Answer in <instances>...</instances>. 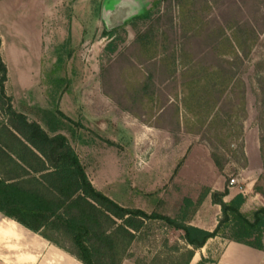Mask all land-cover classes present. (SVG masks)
I'll use <instances>...</instances> for the list:
<instances>
[{
  "label": "rangeland",
  "instance_id": "374dc122",
  "mask_svg": "<svg viewBox=\"0 0 264 264\" xmlns=\"http://www.w3.org/2000/svg\"><path fill=\"white\" fill-rule=\"evenodd\" d=\"M69 1L55 6L53 11L38 10L35 20L26 18L24 23L0 26L3 58L9 70L7 90L17 110L44 129H59L73 141L79 139L84 165L99 190L124 206L175 217L185 198L196 202L205 188H211L210 184L226 189L231 178L239 174L245 179L247 174L256 175L248 163L244 166L243 159L233 157L237 146L241 142L245 145L244 137L234 143L232 151L226 150L232 159L220 172L201 136L176 130L173 99L179 91V80L164 74L156 61L141 59L135 44L138 32L146 28L147 22H128L116 33L104 35L101 11L105 0ZM207 1L212 10L205 14L211 26L236 19L250 22L259 31V42L242 67L248 102L244 131L254 145L260 134L255 65L264 60V0ZM165 7L163 4L160 14ZM171 17L173 24L164 28L171 40L181 46L187 40L183 38L179 8L174 3L166 18ZM189 45L197 56L205 51L200 39ZM150 75L159 98L153 115L147 107H131L128 100L132 86L144 83ZM59 111L72 121L61 117ZM144 120H151L152 128ZM249 181L242 182L246 193ZM257 189L264 193L263 175ZM182 242L181 231L150 222L135 243L132 258L123 264L166 261ZM213 244L211 241L209 246ZM221 250L220 245L214 250L213 262ZM199 261L200 251L191 264ZM0 264L82 263L4 220L0 213Z\"/></svg>",
  "mask_w": 264,
  "mask_h": 264
},
{
  "label": "trees",
  "instance_id": "16d2710c",
  "mask_svg": "<svg viewBox=\"0 0 264 264\" xmlns=\"http://www.w3.org/2000/svg\"><path fill=\"white\" fill-rule=\"evenodd\" d=\"M173 3L179 8L183 38L187 40L181 46L171 40L164 28L173 24L172 17L166 18ZM163 4L166 7L160 14ZM211 10L207 0H155L150 10L130 22H147L135 41L139 57L156 61L164 74L179 80L172 116L176 130L201 136L209 145L216 167L223 172L232 159L226 150L232 151L234 143L244 137L248 102L242 67L245 59H250L260 35L248 21L232 19L211 26L206 19ZM118 30L104 29L103 34L112 35ZM196 39L205 47L199 56L189 49V43ZM1 47L0 36V213L4 217L39 234L82 264H123L132 258V249L150 222H160L169 230L183 233L182 244L174 248L166 261L157 264H191L196 252L216 237L264 251V207L243 212L244 195L225 201L228 188H205L196 202L185 198L176 217L123 206L99 190L65 135L51 136L39 122L14 106L6 91L8 68ZM255 70L264 164V60L256 63ZM145 79L144 83L132 86L128 100L131 107H147L153 115L159 98L153 75ZM58 113L72 121L63 112ZM143 122L153 126L151 120ZM244 147L241 142L233 157L243 159L246 166ZM209 195L213 204L221 207L213 231L190 224V215ZM209 262L213 261L202 257L198 264ZM135 263L150 264L141 260Z\"/></svg>",
  "mask_w": 264,
  "mask_h": 264
},
{
  "label": "crops",
  "instance_id": "0c3cea01",
  "mask_svg": "<svg viewBox=\"0 0 264 264\" xmlns=\"http://www.w3.org/2000/svg\"><path fill=\"white\" fill-rule=\"evenodd\" d=\"M67 3H70V1L69 0H0V26H2V25L9 26L12 24L11 22H13V23L14 22L15 23L16 22L17 23L18 22L24 23L26 18H29L30 21L35 20L38 17V15H37L38 10L53 11L55 9V6L67 4ZM17 23H16V25H17ZM0 36L2 39L1 34H0ZM3 43L4 42L2 39V47H1L2 57H3V53H2ZM3 60H4V58H3ZM4 62H5V60H4ZM6 65H7V63H6ZM7 68H8V65H7ZM8 73H9V70H8ZM8 80H9V76H8ZM6 91L8 94L7 84H6ZM8 95L11 96L10 94H8ZM173 101L175 103L176 98L173 99ZM148 126L152 128V126H150L149 124H148ZM47 132L51 136H54L57 134L65 135L69 139V141L71 142L73 147L76 149V151L78 152L83 164L85 163L83 160V156L80 153V148L83 144L82 143L79 144V141H78L79 139L78 140L75 139V141H73L71 139L70 135L65 133V131L62 132V131H59V129H55V128L52 129L51 131H47ZM154 133L161 135L160 133H157V132H154ZM149 134H151V133H149ZM255 138H256V141H254L255 144L252 145L251 144V143H253L252 139L248 136L247 132L244 131V142H245L244 150H245V155L247 158V163L249 164L250 168L255 169V172H256L255 176L247 174L246 179H245V175H244V180H247V181L250 180L247 184V187H248L247 191L248 192L243 194L245 197V203L242 207V210L245 213H251L259 207H264V193H262L261 191H259L257 189V182L262 178V175L264 177V164H263L261 150H260V134H259V136H256ZM212 161H213V159H212ZM213 163H214V161H213ZM214 165H215V163H214ZM249 166L247 168H249ZM87 171H88V169H87ZM88 174H89V172H88ZM209 186L211 187L210 189L212 191H224L225 190L222 187L215 186L213 183H212V185L210 184ZM238 194H241L238 192V190H236V189L230 190L229 195L227 197H225V201L232 200ZM133 208H139V207H133ZM154 211L155 210L146 211V212L152 213ZM160 213H162V212H160ZM220 216H221V207L217 204H213L212 199H211V195H209L208 197H206V199L203 201V203L196 208L194 213H192L190 215V224L194 225L196 227L208 230V231H213L218 224ZM171 217H174V216H171ZM4 220H8L10 222H13V223L23 227L24 229L28 230L29 232L41 237L39 234L33 232L32 230L24 227L23 225L17 223L16 221H14L10 218L4 217ZM43 240L46 241L45 239H43ZM211 241H214V244L212 246H209V243H211ZM46 242H48V241H46ZM219 245L222 246V250L220 252L219 257L216 260V263L209 262L207 264H264V251L252 248L250 246H247V245H244V244H241L238 242L227 241V240H224L220 237L210 239L205 248L197 251V252L200 251V260L202 259V257H204L205 259H211V261H212L213 252L215 249H217L219 247ZM52 246H54V245H52ZM54 247H56V246H54ZM57 249L64 252L63 250H61L59 248H57ZM197 252H196V254H197ZM64 253L67 254L66 252H64ZM196 254H195L192 261H194L196 259ZM197 264H198V262H197Z\"/></svg>",
  "mask_w": 264,
  "mask_h": 264
},
{
  "label": "water",
  "instance_id": "95a60500",
  "mask_svg": "<svg viewBox=\"0 0 264 264\" xmlns=\"http://www.w3.org/2000/svg\"><path fill=\"white\" fill-rule=\"evenodd\" d=\"M152 7V0H105L101 19L108 31L125 26Z\"/></svg>",
  "mask_w": 264,
  "mask_h": 264
},
{
  "label": "built area",
  "instance_id": "2783aa9c",
  "mask_svg": "<svg viewBox=\"0 0 264 264\" xmlns=\"http://www.w3.org/2000/svg\"><path fill=\"white\" fill-rule=\"evenodd\" d=\"M244 181V176L242 174H239L237 177H233L230 180V183L228 185L229 190L238 189L240 190L241 194L246 193V189L244 188L242 182Z\"/></svg>",
  "mask_w": 264,
  "mask_h": 264
}]
</instances>
